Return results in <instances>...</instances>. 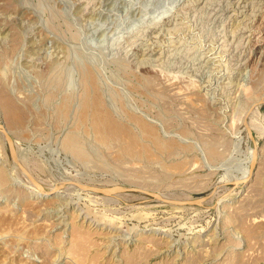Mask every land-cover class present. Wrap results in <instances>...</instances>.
<instances>
[{
    "label": "rangeland",
    "instance_id": "1",
    "mask_svg": "<svg viewBox=\"0 0 264 264\" xmlns=\"http://www.w3.org/2000/svg\"><path fill=\"white\" fill-rule=\"evenodd\" d=\"M263 8L0 0V264H264Z\"/></svg>",
    "mask_w": 264,
    "mask_h": 264
},
{
    "label": "water",
    "instance_id": "2",
    "mask_svg": "<svg viewBox=\"0 0 264 264\" xmlns=\"http://www.w3.org/2000/svg\"><path fill=\"white\" fill-rule=\"evenodd\" d=\"M257 104L258 105L264 104V98H262ZM246 127L248 129L249 137L253 140L254 139V136H253V133L251 131V127H250V125H249L248 122H246ZM0 131L5 136V139L7 141L8 148H9V151H10L11 156L13 157V159L16 162H18L17 152H16V149H15L14 141H13L11 135L9 134V130L6 128V125L5 124H1L0 123ZM255 148H256V146H255ZM257 157H258V153H257V148H256V153H255V155H253L252 160H251L252 172H253V170L255 168V165L257 163ZM27 174H28V176L30 177V179L33 181V183L35 185H38L39 187H41V189H43V187L29 173H27ZM79 186L82 187V188H84V189H88L90 191L99 192V193H105V194H111V193L121 192V191H125V190H135V188H133V187L127 188V187H121V186H115V187H96V186H89V185H83V184H79ZM153 195L156 196V197H159L155 193H153ZM203 199L204 198H199V199H195V200H185V201H171L169 199H164V200H166L168 202H175V203H180V204H201Z\"/></svg>",
    "mask_w": 264,
    "mask_h": 264
},
{
    "label": "bare ground",
    "instance_id": "3",
    "mask_svg": "<svg viewBox=\"0 0 264 264\" xmlns=\"http://www.w3.org/2000/svg\"><path fill=\"white\" fill-rule=\"evenodd\" d=\"M239 2V1H238ZM261 4V3H260ZM264 9V8H263ZM220 10V9H219ZM259 10H260V8H259ZM261 11V10H260ZM258 14V13H257ZM253 16H255V14L253 13ZM264 17V16H263ZM254 18V17H253ZM262 19V18H261ZM255 21V20H254ZM254 21H253V23H254ZM260 21H263L264 22V20H260ZM249 22V21H248ZM262 22V23H263ZM257 24V23H256ZM260 25H261V23H259ZM252 25V24H251ZM250 25V26H251ZM256 26V25H255ZM247 27V26H246ZM249 27V26H248ZM258 27H260V26H258ZM262 27V26H261ZM249 28H251V27H249ZM252 29H255V27L254 28H252ZM256 30V29H255ZM260 30V32H262L261 31V29H259ZM258 30V31H259ZM249 32V31H248ZM251 32V31H250ZM257 32V31H256ZM252 33V32H251ZM249 34V33H248ZM261 35V34H260ZM250 36V35H249ZM257 37V36H256ZM264 38V37H263ZM247 40V39H246ZM254 40V39H253ZM233 41V40H232ZM262 43V42H261ZM260 43V44H261ZM255 45V44H254ZM264 45V44H263ZM251 46H252V44H251ZM252 48V47H251ZM251 50H253V49H251ZM250 50V51H251ZM264 50V49H263ZM243 52V51H242ZM259 52H261V51H259ZM264 52V51H263ZM246 52H244V54H245ZM255 53V52H254ZM251 54V53H250ZM256 54V53H255ZM261 54V53H260ZM261 56V55H260ZM250 57V56H249ZM247 60V59H246ZM254 60V59H253ZM256 61V60H255ZM246 62V61H245ZM244 62V63H245ZM244 63H243V65H244ZM250 63V62H249ZM246 64V63H245ZM252 65V64H251ZM250 69H252V67L250 68ZM256 70V69H255ZM252 71H254V70H252ZM89 72V73H88ZM88 72H86V80L88 79H90V80H93V74L91 73V71H88ZM249 72L251 73V70H249ZM249 73V74H250ZM90 88V87H89ZM96 88V87H95ZM98 90V89H97ZM94 91H95V89H94ZM96 92V91H95ZM94 92V95L92 94V93H90V94H92L93 96H91L89 93H88V95H87V97H86V95H85V98H84V100H86V101H84L85 103H86V105H87V100L89 99V95H90V97H93V98H91V100H92V102H96L97 101V103L99 102V103H101L100 101L102 100L100 97V94H98V91H97V93H95ZM86 94V93H85ZM90 100V101H91ZM10 101V100H9ZM90 101H88L89 103H90ZM11 102V101H10ZM84 103V104H85ZM91 104H94V103H91ZM98 105V104H97ZM102 105V104H101ZM100 104H99V106L97 107L96 105V107H97V110H93L94 112L93 113H98V115L100 114L101 115V121L100 122H102V121H104V119L105 118H107L108 116H107V113L105 112V110L104 109H102L103 107L101 106ZM89 106V105H88ZM94 106V105H93ZM93 106H91V107H93ZM96 107H94V108H96ZM88 108H90V107H88ZM91 109V108H90ZM93 109V108H92ZM94 115H96V114H94ZM106 116V117H105ZM252 121V120H251ZM251 127H253V123H251ZM255 153H256V148H254L253 149V151L251 152V160H252V157H253V155H255ZM249 160V157L247 158V161ZM248 163V162H247ZM244 170V173L242 174V176H241V179L244 181L245 179H247L248 177H249V175H250V173H251V168H250V166L249 165H247V167L246 168H244L243 169ZM75 183V182H74ZM34 190L36 191V192H40V191H43V189H41V187H39L38 185L37 186H35L34 187ZM235 192V191H234ZM60 205V204H59ZM126 237V236H125ZM110 239V238H109ZM109 245V244H108Z\"/></svg>",
    "mask_w": 264,
    "mask_h": 264
}]
</instances>
